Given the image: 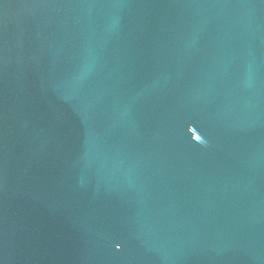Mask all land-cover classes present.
<instances>
[{"label":"water","instance_id":"95a60500","mask_svg":"<svg viewBox=\"0 0 264 264\" xmlns=\"http://www.w3.org/2000/svg\"><path fill=\"white\" fill-rule=\"evenodd\" d=\"M0 264H264V0H0Z\"/></svg>","mask_w":264,"mask_h":264}]
</instances>
